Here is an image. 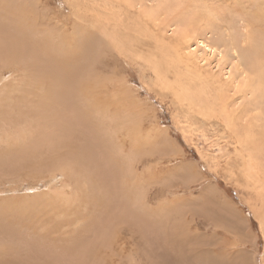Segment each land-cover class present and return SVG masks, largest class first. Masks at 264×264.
<instances>
[{
    "label": "rangeland",
    "instance_id": "rangeland-1",
    "mask_svg": "<svg viewBox=\"0 0 264 264\" xmlns=\"http://www.w3.org/2000/svg\"><path fill=\"white\" fill-rule=\"evenodd\" d=\"M191 1L0 0V264H264L262 2ZM155 2L169 37L217 15L178 54L139 26L112 39Z\"/></svg>",
    "mask_w": 264,
    "mask_h": 264
},
{
    "label": "bare ground",
    "instance_id": "bare-ground-1",
    "mask_svg": "<svg viewBox=\"0 0 264 264\" xmlns=\"http://www.w3.org/2000/svg\"><path fill=\"white\" fill-rule=\"evenodd\" d=\"M259 1L262 2V6H263L264 5V0H259ZM156 3H157V5H156ZM191 3H193L191 0H186V2L184 3L186 5V10L189 9V10L195 11L196 7H193L191 5ZM109 5L113 6L112 4H109ZM119 6H122V5H117V6L115 5V10H118V7ZM131 6H132V4H131ZM262 6L259 7V10L255 11V13L253 14V17L252 18L249 17L247 19V25L248 26H250L251 24H254L252 21L260 22V23L264 24V14L260 10V9H262ZM136 7H139V10L137 11V13H134V12H131L130 13V11H129L128 12L129 17H126V20H123L122 19V21H120V19H118L116 21H113L114 28H113V36H112V39L113 40H115V39L117 40V38H115L114 36L119 31H120V33L123 34L124 32H127L130 27H131L130 29L133 28L135 30V28L139 26L141 29H147V31H149L148 33H149L150 37H152L154 40L157 41V43H158V45H159L160 48H164L165 49V47H169L170 49H168L167 51L173 52V54H178L179 52L185 51L187 49L188 46H184L185 45L184 43L185 42H188L189 39L193 37V34H192L193 32H191V30L194 31L197 28V27H195L196 24H199V22H202L203 21L205 23H203L202 25L206 24L208 27L209 26H212V25H210V24H213L214 23L211 20L213 18L212 16L215 13L217 15V12L212 7L207 8V11L202 12V14L200 13V11H197L195 13L196 16L193 15L191 18H188V20H186L184 23H182V22H181V24L179 23V26H180V29L178 28L179 29V32L176 31L177 33H175V34H178V37H176V36L175 37H172V35H171V37H169V36H165V32L163 34L162 29H159L157 27H155L156 29H153L154 26L149 25V22L152 23V24H154V25H156L155 23L158 22L157 18L159 17L158 14L159 13H162L164 11V10L161 9V3L155 2L154 5L136 4L135 5V8ZM123 14H125V13H123ZM121 15H122V13H120V15H118V16H121ZM112 18H113V16H112ZM116 18H118V17L115 16V19ZM211 22H213V23H211ZM105 25L107 27L110 26L109 23H108V21H107V23H105ZM105 25H103V26H105ZM110 28H112V26ZM202 28H203L202 26H199V29H202ZM136 31H137V29H136ZM124 36H128V35L126 33H124ZM126 38L128 39V37H125L124 39H126ZM254 43H255V46L257 45L259 47V49L256 50L253 53V55L251 54L252 56L250 54H247V56H246L247 62L245 60V65L247 66L249 72H251L250 74H253L255 76L254 77V81L260 84L259 85V88H261V87L264 88V40H263L262 43L258 42L259 44H257L256 42H254ZM204 47L209 48V45H205ZM209 50H210V54L213 55L215 52H217V56L219 58L221 57L220 52L217 51V50H215L214 48L210 47ZM195 55L196 54H194L193 51L190 52V53H188V57H190L189 60L195 59V60H193L191 66H188V63L185 60H183V58H181V57L178 58V62L180 64H182L185 69H190L195 76L197 75L199 77L200 70H201V66H199V62L197 63V61L199 59L197 57H195ZM218 61H219V59H218ZM210 72H212V71H210ZM242 72L245 73L244 71H242ZM200 81H203V80H200ZM244 83H245V81L242 83V85ZM178 85H180V84L179 83H175L173 85V88H178ZM211 85H213V84H210V87H211ZM197 88H199V87H197ZM211 90L215 93V97L218 100H222L220 103H221L222 106H225L224 108L226 109L227 105L224 102L225 99L224 100L222 99V94L223 93H221V85H219L218 83H216V84H214V86L211 87ZM250 90L251 91H254L253 89H250ZM256 90H259V89H256ZM197 91H200V90H197ZM200 92L204 94L205 93L204 88H202V90ZM182 96H184V95H182ZM180 98L181 97H179V99ZM199 104L200 103H197V102H194V101H188V105H189V108L188 109L190 111L196 109L193 112H197L198 114H202V115H205V116H209L210 114L213 113L212 110H210V108L203 109V107H199ZM224 108L222 109V113H223ZM5 137L2 140L6 141L5 140ZM1 138H3V137H1ZM247 158L250 161L251 166L254 168V170H257V173H254V176L256 178L257 177H260L259 176V170L256 169V167H255V163L253 161V157L251 155H247Z\"/></svg>",
    "mask_w": 264,
    "mask_h": 264
}]
</instances>
